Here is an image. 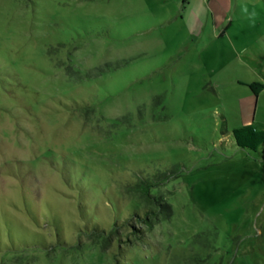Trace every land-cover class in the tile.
Segmentation results:
<instances>
[{"label": "rangeland", "instance_id": "1", "mask_svg": "<svg viewBox=\"0 0 264 264\" xmlns=\"http://www.w3.org/2000/svg\"><path fill=\"white\" fill-rule=\"evenodd\" d=\"M183 1L0 0V264H264V0Z\"/></svg>", "mask_w": 264, "mask_h": 264}, {"label": "trees", "instance_id": "2", "mask_svg": "<svg viewBox=\"0 0 264 264\" xmlns=\"http://www.w3.org/2000/svg\"><path fill=\"white\" fill-rule=\"evenodd\" d=\"M249 87L255 95H259L264 90V84L258 82L250 84ZM233 136L237 146L242 149L256 151L262 144H264V130L255 129L252 125L234 129ZM139 187L147 197L150 196V190L148 189L152 187L151 184L145 182V184H139ZM153 198L160 209L147 211L144 216H135L136 220L140 221V223H144L149 229H152L161 220V213L164 212L166 216H170L171 214V207L163 202L161 197L153 196ZM138 233L140 232L135 234L140 235Z\"/></svg>", "mask_w": 264, "mask_h": 264}, {"label": "crops", "instance_id": "3", "mask_svg": "<svg viewBox=\"0 0 264 264\" xmlns=\"http://www.w3.org/2000/svg\"><path fill=\"white\" fill-rule=\"evenodd\" d=\"M182 1V0H181ZM189 2L183 1V9L187 8ZM233 0H206V6L210 11V19L218 26L226 20L228 13L231 11Z\"/></svg>", "mask_w": 264, "mask_h": 264}]
</instances>
